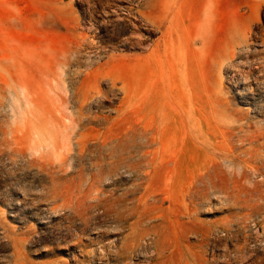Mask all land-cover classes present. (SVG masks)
<instances>
[{
	"label": "rangeland",
	"instance_id": "rangeland-1",
	"mask_svg": "<svg viewBox=\"0 0 264 264\" xmlns=\"http://www.w3.org/2000/svg\"><path fill=\"white\" fill-rule=\"evenodd\" d=\"M0 61V264H264V0H0Z\"/></svg>",
	"mask_w": 264,
	"mask_h": 264
},
{
	"label": "bare ground",
	"instance_id": "bare-ground-1",
	"mask_svg": "<svg viewBox=\"0 0 264 264\" xmlns=\"http://www.w3.org/2000/svg\"><path fill=\"white\" fill-rule=\"evenodd\" d=\"M11 70L12 69H10L7 62L0 61V152L8 157L11 155L12 151V140L14 138L13 131L15 129L19 131L21 133V135L18 137L19 141H23L26 138L27 130V123L26 120H24L23 113L21 115V120L18 123L12 126L9 122L8 112L12 111L14 107L12 101L14 97L18 101H21L22 99H29L30 97L28 88L21 79L16 80V84L12 83L13 75ZM31 101L35 104L37 103L33 99ZM36 107L38 110L42 109L41 105H36ZM37 119V128L43 129V133L48 135L47 137L50 142H54L55 139L49 126L48 115L44 112H41L37 115ZM143 236L144 235H142V237ZM137 244L139 245V243Z\"/></svg>",
	"mask_w": 264,
	"mask_h": 264
}]
</instances>
